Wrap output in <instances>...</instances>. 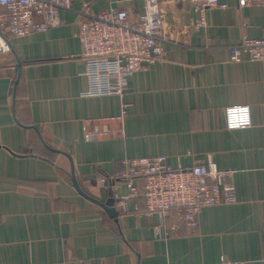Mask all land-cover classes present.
<instances>
[{"label": "crops", "instance_id": "1", "mask_svg": "<svg viewBox=\"0 0 264 264\" xmlns=\"http://www.w3.org/2000/svg\"><path fill=\"white\" fill-rule=\"evenodd\" d=\"M158 3L164 55L129 77L121 97L84 95L78 13L88 4L136 20L143 0H71L60 26L0 54V264H264V61L228 54L243 37L264 36V0H219L203 14L187 0ZM230 106L249 108V127L225 129ZM122 107V137L83 141L84 120ZM157 156L174 170L212 161L231 173L236 202L202 208L192 230L156 236L173 218L148 215L118 176L124 162ZM132 186L142 192L141 180Z\"/></svg>", "mask_w": 264, "mask_h": 264}, {"label": "built area", "instance_id": "2", "mask_svg": "<svg viewBox=\"0 0 264 264\" xmlns=\"http://www.w3.org/2000/svg\"><path fill=\"white\" fill-rule=\"evenodd\" d=\"M194 11L203 14L219 6V0H187ZM143 12L132 20L127 11L112 9L95 13L88 4L79 11L77 38L85 62L83 75L88 80V96H123L127 79L164 55V15L158 0H143ZM71 0H0V54L10 53L11 41L29 34L43 33L60 26V11L68 9ZM238 7L260 5L263 0H236ZM202 24V21L197 23ZM231 62L264 61V36L243 37L228 48ZM125 116L124 107L116 116L87 119L82 124L86 143L120 138ZM224 126L228 131L250 126L247 106H230L224 110ZM125 170L118 178L126 182L132 195H139L146 213L160 214L173 221L153 227L158 237L176 235L181 226L196 227L202 208L233 204L235 188L229 181L230 172L217 170L212 161L174 170L166 158L157 156L124 162ZM141 180L142 192L137 193L133 182ZM214 264H245L221 258Z\"/></svg>", "mask_w": 264, "mask_h": 264}, {"label": "water", "instance_id": "3", "mask_svg": "<svg viewBox=\"0 0 264 264\" xmlns=\"http://www.w3.org/2000/svg\"><path fill=\"white\" fill-rule=\"evenodd\" d=\"M17 64H18V65H17V76H19V73H20V72H19V71H20V64H19V62H17ZM16 83H17V80H16L15 84H16ZM72 183H73V187L75 188V190H76L81 196H83L84 198H86V199H87L88 201H90L91 203H93V204L99 206L100 208H102L103 210H105L111 218H116L117 213L111 208V206H109V205H107V204H105V203H102V202H98V201H96V200H94V199H92V198L87 197L85 194H83V192H81V190H80L78 184L76 183V181H75L74 179L72 180Z\"/></svg>", "mask_w": 264, "mask_h": 264}]
</instances>
